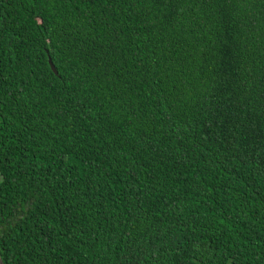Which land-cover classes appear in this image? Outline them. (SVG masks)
Listing matches in <instances>:
<instances>
[{"label":"trees","instance_id":"1","mask_svg":"<svg viewBox=\"0 0 264 264\" xmlns=\"http://www.w3.org/2000/svg\"><path fill=\"white\" fill-rule=\"evenodd\" d=\"M0 254L264 264V0H0Z\"/></svg>","mask_w":264,"mask_h":264},{"label":"water","instance_id":"2","mask_svg":"<svg viewBox=\"0 0 264 264\" xmlns=\"http://www.w3.org/2000/svg\"><path fill=\"white\" fill-rule=\"evenodd\" d=\"M49 64H50V67H51V70L54 72L55 75H59V72L57 71L53 61L51 58H49ZM0 264H5L1 254H0Z\"/></svg>","mask_w":264,"mask_h":264}]
</instances>
